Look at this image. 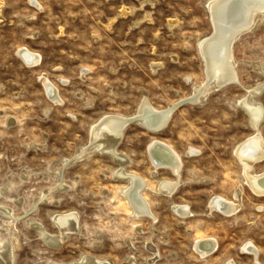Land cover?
<instances>
[{"label": "rangeland", "instance_id": "rangeland-1", "mask_svg": "<svg viewBox=\"0 0 264 264\" xmlns=\"http://www.w3.org/2000/svg\"><path fill=\"white\" fill-rule=\"evenodd\" d=\"M205 1L0 0V216L15 224L0 241L16 237L15 264H253L248 244L264 264V196L248 186L235 155L257 134L241 106L247 88L261 91L264 107V22L235 44L239 82L201 104H179L206 81ZM22 48L39 64H27ZM144 94L157 109L178 104L162 132L134 120L118 145L126 170L153 189L160 179L177 181L170 169H155L154 141L182 161L171 197L145 193L155 221L132 215L113 157L87 151L93 125L138 114ZM259 129L264 139V119ZM263 173L264 162L255 166ZM240 189L237 214L211 209L215 196L238 203ZM173 202L192 216H179ZM68 213H78L79 231L62 235L56 221ZM205 239L217 244L207 257L198 246Z\"/></svg>", "mask_w": 264, "mask_h": 264}, {"label": "bare ground", "instance_id": "bare-ground-1", "mask_svg": "<svg viewBox=\"0 0 264 264\" xmlns=\"http://www.w3.org/2000/svg\"><path fill=\"white\" fill-rule=\"evenodd\" d=\"M205 9L207 10L212 27L211 34L199 42V53L203 59L206 81L202 85L203 88H194V93L191 94L190 98L185 100L190 101L191 104H201L213 91L224 89L238 81L236 69L237 59L234 55L235 44L243 35L253 32L264 22V0H206ZM19 55L27 64H31V66L39 64L40 57L27 48L20 49ZM157 66L158 65L153 68L156 70ZM42 80L49 96H56V87L51 82L47 81L45 77ZM261 89H264V85L259 88V90ZM256 90H250V88L246 89V97L241 101V106L248 111L246 112L249 113V117L252 120L257 134L239 144L235 151V155L242 166L245 181L248 186L257 195L264 196V173L261 175L255 174V166L264 162V139L259 129V124L264 119V107L259 104L261 91ZM54 100L59 102L58 97L54 98ZM177 108L178 104L172 105L168 109H157L149 101L147 95L144 94L138 114L132 117H123L113 114L105 115L98 123L93 125L90 131L91 148L89 150L88 147L87 151L89 154L104 152L113 157L118 165L115 174L121 181L127 183V186L123 189V196L130 206L132 215L136 217L149 216L152 217L154 221L156 220L154 217L155 215L150 212L151 204L147 201L145 193L158 192L167 197H171L173 193L177 191L178 187H180L181 181L178 179L181 176L182 161L174 149L166 146L160 141H154L149 147V152L155 169H170L175 175L174 177H177V181L160 179L155 189H153L143 177L126 170L125 165L127 161L126 158L123 157L124 155L118 151V145L123 139L125 129L134 120L143 124L150 132L160 133L168 125L172 114ZM84 152H86V150ZM83 154H79L78 158H81L80 156ZM74 159L76 160V158ZM75 160L73 162H75ZM58 177H62V172L59 173ZM242 191L243 189H240L236 194L234 193L238 203L229 201L223 197L215 196L210 203L211 209H216L217 211L227 214H237L241 208L240 198L242 196ZM172 207L177 211L179 216L183 218L192 216L193 214L186 205H179L173 202ZM77 214L78 213H68L58 217L56 222L61 229L62 235L71 231H79L80 223L78 218L80 217H78ZM14 225L13 218H11L9 214H1L0 231L2 229L9 230V233L12 235L15 231ZM44 233L45 231L42 230L41 234L44 235ZM58 235H60V233ZM52 238L53 240H58L55 237ZM46 239L48 240L47 237ZM9 240V243L0 241V264H15L14 256L17 240L16 237H11ZM215 245L217 244H214L210 239L200 241L198 246L200 247L201 256L207 257V255L211 254L215 250ZM243 250L250 253L255 264H261L259 260V250L256 246L248 244ZM97 259L98 258H96V260ZM101 261L99 262L98 260L93 263L101 264Z\"/></svg>", "mask_w": 264, "mask_h": 264}, {"label": "water", "instance_id": "water-1", "mask_svg": "<svg viewBox=\"0 0 264 264\" xmlns=\"http://www.w3.org/2000/svg\"><path fill=\"white\" fill-rule=\"evenodd\" d=\"M190 103V101H181L179 104Z\"/></svg>", "mask_w": 264, "mask_h": 264}]
</instances>
